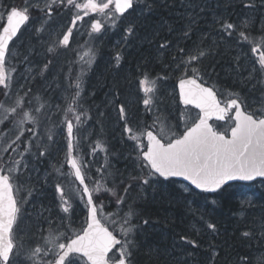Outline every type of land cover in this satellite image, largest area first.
I'll list each match as a JSON object with an SVG mask.
<instances>
[{"label":"snow or ice","instance_id":"snow-or-ice-1","mask_svg":"<svg viewBox=\"0 0 264 264\" xmlns=\"http://www.w3.org/2000/svg\"><path fill=\"white\" fill-rule=\"evenodd\" d=\"M154 3L155 0H145L144 8L148 13L152 12ZM180 8L183 11L176 16L179 29L169 28V32L179 31L178 40L185 41L184 46L178 45L171 54L169 65H174L172 70L179 73L171 94L175 106L167 103L159 89V83L167 76L152 79L150 73H141L136 81L141 94L138 100L152 122H138L133 128L126 105L120 100L119 80L113 81L112 90L107 94L111 97L107 104L114 106L118 120L123 122V133L132 142L133 163L139 175L130 181H125L118 169L113 172V165L108 161L93 171L99 151L107 152L99 142L92 147V160L87 159L88 154L80 158L77 149L81 133L86 132L92 117L91 109L84 108L79 82L67 78L68 88L64 89L62 97L64 104L53 106L48 102L47 107L44 104L35 107L34 100L38 97L16 79L18 69L13 68L12 75L9 74L8 63L10 45L22 26L32 19L33 11L43 13L48 20L53 13L66 10L71 14V26L58 38V45L67 47L78 21H85L87 17L89 36L96 34L94 38H98L108 26L116 27L125 14L136 11L134 0H45L43 4L40 0H26L23 7L7 5L0 12V97L3 98L0 99V136L3 137L0 144V264H133L132 258L138 250L137 237L149 224L148 219L135 223L136 206L129 202L133 182L144 188L162 181L174 183V178H180L200 193H216L231 181L264 178V28L259 29L256 36L247 25L240 26L222 18L208 21L201 15L205 7L196 0H181ZM42 30V27L34 29L37 34ZM124 32L127 40V36L135 33V24L129 23ZM213 35L219 39H211ZM194 36L197 39L193 40ZM234 36L238 37L237 46L247 44L253 54L252 58L247 52L243 56L250 67L242 66V58L237 55L230 72L243 86L251 85L249 93H260L251 102L240 92L225 95L215 85L207 86L215 73V65L204 61L220 55V44ZM42 38L36 36L37 40ZM171 47L172 42L165 39L158 45V51L167 54ZM48 51H52L51 46ZM115 59L119 68V53ZM24 62L31 61L25 56ZM50 63L31 75L35 78L46 74ZM191 109L198 110L194 117ZM54 110L62 113L57 128L66 146L65 159L56 171L69 187L66 190L61 182L55 184L59 196L56 207L60 212L54 215L52 207L41 203L23 216L20 200L32 203L36 185L41 184L36 165L53 159L52 145L57 143V133L51 127L42 131V125L54 119ZM97 111L100 116L106 115ZM213 118L227 127L220 130L209 122ZM83 139L90 140L87 136ZM65 165L68 172L63 171ZM50 166L55 168L54 163ZM69 177L73 179L69 181ZM44 183H48L47 178ZM189 191L187 187L176 188L171 195L187 201L185 194ZM17 193L21 194L20 200ZM77 199L86 215L80 225L74 227L71 216L60 213L69 214L70 201L74 203ZM109 207L113 211L109 212ZM24 219L29 221L30 228L21 227ZM207 227L216 231L211 222ZM241 236L250 245L255 241L258 247L264 246V215L254 220ZM178 239L182 244L196 247L187 236L180 235ZM216 255L218 253H213L214 257ZM212 264H215L214 259ZM235 264H252V259L241 256ZM256 264H264V255L257 257Z\"/></svg>","mask_w":264,"mask_h":264},{"label":"rangeland","instance_id":"rangeland-1","mask_svg":"<svg viewBox=\"0 0 264 264\" xmlns=\"http://www.w3.org/2000/svg\"><path fill=\"white\" fill-rule=\"evenodd\" d=\"M25 2L26 0H24L22 7ZM40 2L43 4L45 0H40ZM78 2H82V0H78ZM3 8H0V12H3ZM141 19L142 12L136 8V11L131 15L125 14L123 21H118L116 27L108 26L106 32L99 35L98 38H94L96 34H93L92 37L89 36V26L86 23L88 18L85 17V21L77 22L73 34L70 36L69 45L64 47L58 45V38H62V35L71 26V14L66 10L58 14L53 13L51 19L48 20L43 13L33 11L32 19L27 22L10 46L11 58L8 63L9 74L12 75L13 68L18 69L19 74L16 75V79L27 89L31 88L32 79H34L31 73L37 69H43V65L51 61L49 71L46 74L36 76L40 79L42 85H39V91L32 92L38 97L34 100L33 106L35 107H39L41 104L47 107L48 102L53 106L64 104L62 97L65 95L64 89L68 88L67 78L71 77L73 82H79L81 84L84 108L91 109L90 115L92 119L88 122L86 132L81 133V144L77 152L81 159H84L85 154H88L87 159L92 160L93 158L90 155L92 147L99 142L104 145L107 152L99 151L93 163V171L97 166L108 161L113 165L111 170L115 172L118 169L119 173L123 174V178L139 175V169L133 163L135 157L132 142L128 141L126 134L123 133V122L118 120L114 106L107 104V101L111 99L107 94L112 90L113 81L119 80L122 85L120 100L126 105L128 117L133 128L138 122H145V119L147 123L151 124L152 118L145 116L143 106L139 103L138 96L141 94L137 91L136 81L143 72L150 73L152 79L158 77L151 71L153 61L149 58L151 50L155 51L158 46L149 42V37H151L153 30H151V26H148V33L143 34V32L137 31L133 35L127 36V40H125L126 33L124 32L129 23L135 24V27L140 26ZM37 27H42L43 29L39 34L34 31ZM37 35H41L43 38L37 40ZM49 46L52 47L51 52L48 51ZM68 50L75 52L73 63H69ZM149 50L150 53L145 56ZM118 53L121 57L119 68L116 66L117 62L115 59ZM25 56L31 61L30 63L24 62ZM21 76L25 77V79H20ZM174 88L175 85L168 78L159 83L160 92L172 107L175 106L171 100ZM0 99L3 98L0 97ZM97 109L100 112H105L106 115L100 116ZM196 113V110L191 109V116L194 117ZM52 115L54 119L42 125V131H47L51 127L53 132L57 133V143L52 145L53 159L45 160L36 165L41 176V184L36 185L32 203L26 204L23 200L20 201L22 203L21 212L23 216H27L28 213L32 212L34 206L39 207L41 203L52 207L54 215L56 212H60V209L56 207L59 202V196L55 192V184L61 182L66 190L69 187L68 182L60 180V174L56 171V168L60 167V162L65 159L64 149L66 146L57 128L62 113L54 110ZM215 126L219 127L220 130H224L227 127L226 124H216ZM84 136L89 137L90 140L83 139ZM0 144H3L2 136H0ZM53 163L55 168L50 166ZM63 171L68 172L66 166H64ZM49 173H51L50 178ZM46 178L48 179L47 184L44 183ZM72 179L69 177V181ZM118 180L119 175L117 182ZM178 185L181 189L189 188L184 183H178ZM166 186L159 183L151 188L165 189ZM189 190V193L186 194L193 200L201 198L199 193L191 188ZM236 190L239 195V208L251 207V209H254L256 207L258 208L256 217L258 213H263L264 215V203L261 204V201H264L263 181L258 180L251 184H240L237 185ZM137 192L140 193L139 199L144 198L145 187L141 188L138 184L134 185L130 198L132 197L133 200L137 199L134 198V194ZM18 195L20 198L21 194L18 193ZM24 195L27 196V193L25 192ZM257 196L259 199L256 200L255 197ZM190 201L191 203L193 202L192 200ZM258 201L259 203L256 205ZM70 203L72 204L70 213L60 214L70 215L75 221L74 227H78L85 217L86 210L78 199L74 203L71 201ZM260 204L261 206L259 207ZM21 227L30 228L31 225H29L27 219H24ZM32 231H35V229L33 228Z\"/></svg>","mask_w":264,"mask_h":264},{"label":"trees","instance_id":"trees-1","mask_svg":"<svg viewBox=\"0 0 264 264\" xmlns=\"http://www.w3.org/2000/svg\"><path fill=\"white\" fill-rule=\"evenodd\" d=\"M22 2L23 0H7V4L18 7H22ZM180 2L181 0H155L152 12L148 13L144 8L145 0H134V4L142 12L141 25L135 27V32L146 34L148 26H151L153 30L149 37L150 43L158 46L165 39L172 42L167 54H161L156 47L155 51L151 50L149 58L153 61L152 73L158 77L167 76L174 85L179 73L172 70L174 65L169 67L171 54L176 51L178 45L184 46L185 41L178 40L179 31L169 32V28L180 27L176 21L178 12L183 11ZM196 2L205 7L201 15L208 21L222 18L240 26L247 25L256 36L259 35V29L264 28V0H196ZM248 4L254 6L246 7ZM237 38L234 36L232 39L224 40L220 44V55L204 61L210 66L215 65V73L208 81V85H215L225 95L227 92H240L247 95L251 102L254 97H259L260 93H249L251 85L245 87L230 75L237 55L242 58L241 63L244 67H250L249 61L243 59L244 53L247 52L248 57H253L249 45L237 46ZM195 39L196 36L193 37V40ZM211 39L219 37L213 35ZM188 43L190 45L191 41ZM149 53L150 50L145 56ZM39 85L37 81L32 87V92L38 91ZM133 176L136 175L123 179L130 181ZM133 184L136 185L135 182ZM161 184L167 185L165 189L145 187L144 198L139 199L138 192L134 194V198L137 199L130 198V203L136 206L138 214L135 223L141 224L144 219L149 220V224L144 226L137 237L138 250H135L132 258L133 264H212L213 259L215 264H235L241 256L250 257L252 264H256L257 257L264 255V246L258 247L255 241L250 245L241 236V232L247 230L263 213H258L256 217L258 208L238 207L237 184H230L214 194L199 193L201 198L194 200L185 194L187 201L183 197L174 199L171 195L174 189H181L177 182L162 181ZM258 203L259 201L256 205ZM263 203L264 201H261V204ZM108 211H113V208L109 207ZM209 222L216 226V231L208 229ZM180 235L194 241L196 247L179 242ZM157 250L160 253L159 260ZM213 253L218 255L214 257Z\"/></svg>","mask_w":264,"mask_h":264},{"label":"water","instance_id":"water-1","mask_svg":"<svg viewBox=\"0 0 264 264\" xmlns=\"http://www.w3.org/2000/svg\"><path fill=\"white\" fill-rule=\"evenodd\" d=\"M178 82V81H177ZM177 84V83H176ZM212 120H215L214 118L212 119ZM212 120H210L209 122L211 123V121ZM174 179H178V180H180V181H182L180 178H174ZM256 179H263L264 180V178H256ZM184 182H186V183H188L187 181H184ZM231 182H245V181H231ZM231 182H229V183H231ZM247 182H252V181H247ZM246 183V182H245ZM191 186V185H190ZM199 191V190H198Z\"/></svg>","mask_w":264,"mask_h":264}]
</instances>
